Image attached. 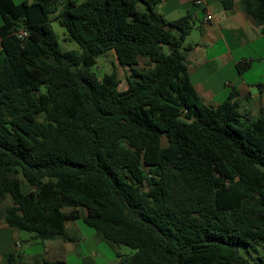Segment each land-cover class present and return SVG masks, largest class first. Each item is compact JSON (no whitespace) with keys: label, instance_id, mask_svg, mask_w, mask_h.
<instances>
[{"label":"trees","instance_id":"1","mask_svg":"<svg viewBox=\"0 0 264 264\" xmlns=\"http://www.w3.org/2000/svg\"><path fill=\"white\" fill-rule=\"evenodd\" d=\"M59 2L0 0V220L70 242L81 208L134 250L119 264H250L238 245L264 244V113L198 97L190 15L167 21L162 0H66L55 19L81 51H61ZM241 7L264 23V0ZM110 50L130 71L123 91L114 71L90 72Z\"/></svg>","mask_w":264,"mask_h":264},{"label":"crops","instance_id":"2","mask_svg":"<svg viewBox=\"0 0 264 264\" xmlns=\"http://www.w3.org/2000/svg\"><path fill=\"white\" fill-rule=\"evenodd\" d=\"M205 5L213 24L203 21V6L193 0H162L159 10L167 21L177 12L191 16L184 63L203 103L217 106L233 96L242 112L257 117L264 113V23L247 13L241 0H205Z\"/></svg>","mask_w":264,"mask_h":264},{"label":"rangeland","instance_id":"3","mask_svg":"<svg viewBox=\"0 0 264 264\" xmlns=\"http://www.w3.org/2000/svg\"><path fill=\"white\" fill-rule=\"evenodd\" d=\"M14 1L19 3L22 0ZM27 1L31 2L32 0ZM65 1L60 0L56 13L49 16L51 26L61 51L80 52V46L75 41L66 39V30L55 19V15L62 8ZM77 1L81 2L83 0ZM182 14V12H177L170 17L177 19ZM95 60L96 63L90 69L91 73L102 79L104 75L114 71L119 82L118 90L123 91L126 89L130 71L127 67L118 65L113 51H107L97 56ZM9 203V200H7L4 205H9ZM65 209L68 210V208ZM80 212V217L77 220L65 223L66 233L73 238L70 242L63 240L61 237L41 240L34 233L8 227L3 220H0V264H9L10 262L11 264H42L43 260L57 261L61 264H79L86 258H90L95 264H119L122 259L133 254L134 250L129 247L114 244L97 235L94 229L83 222V209L80 208ZM238 249L250 264H264L258 258L264 256V244H254L253 242L249 245L239 244ZM10 254L12 260L9 262L7 256Z\"/></svg>","mask_w":264,"mask_h":264},{"label":"built area","instance_id":"4","mask_svg":"<svg viewBox=\"0 0 264 264\" xmlns=\"http://www.w3.org/2000/svg\"><path fill=\"white\" fill-rule=\"evenodd\" d=\"M193 4L197 6H203L202 12H203V21L206 24H213L216 22L215 17L211 13L210 9L205 5V0H193ZM16 36L20 39H23L26 36L25 31H18L16 32Z\"/></svg>","mask_w":264,"mask_h":264}]
</instances>
